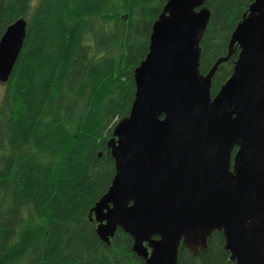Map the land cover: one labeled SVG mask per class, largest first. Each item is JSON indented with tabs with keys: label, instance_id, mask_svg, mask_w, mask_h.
I'll use <instances>...</instances> for the list:
<instances>
[{
	"label": "trees",
	"instance_id": "1",
	"mask_svg": "<svg viewBox=\"0 0 264 264\" xmlns=\"http://www.w3.org/2000/svg\"><path fill=\"white\" fill-rule=\"evenodd\" d=\"M168 0H0V39L20 18L23 48L0 99V264H145L118 229L97 235L91 210L112 185L108 147L135 99V70ZM255 0H206L200 72L226 57ZM239 49L219 65L214 97ZM215 232L205 253L181 247L178 264H234Z\"/></svg>",
	"mask_w": 264,
	"mask_h": 264
},
{
	"label": "water",
	"instance_id": "2",
	"mask_svg": "<svg viewBox=\"0 0 264 264\" xmlns=\"http://www.w3.org/2000/svg\"><path fill=\"white\" fill-rule=\"evenodd\" d=\"M210 18L206 0L167 1L135 70L130 113L108 141L116 173L90 218L106 244L118 229L130 235L145 264H178L181 247L205 253L215 232L232 262L264 264V0L250 5L227 56L204 75L200 44ZM26 35L20 18L1 37V83ZM237 49L213 97L215 73Z\"/></svg>",
	"mask_w": 264,
	"mask_h": 264
},
{
	"label": "flooded vegetation",
	"instance_id": "3",
	"mask_svg": "<svg viewBox=\"0 0 264 264\" xmlns=\"http://www.w3.org/2000/svg\"><path fill=\"white\" fill-rule=\"evenodd\" d=\"M235 53H236V52H235ZM235 53H234V54H235ZM234 54H233V55H234ZM233 55H232V56H233ZM232 56H231V57H232ZM236 151H237V148L235 149V151H234V153H233V156L235 155ZM221 234L223 235V233H221ZM223 236H224V235H223ZM224 239H225V237H224ZM224 244H225V243H224ZM180 249H181V248H180ZM224 249H225V245H224ZM226 251H227V250H226ZM227 252H228V251H227ZM191 253H192V252H191ZM228 253H229V252H228ZM198 255H199V254H198ZM229 260L231 261V255H230V253H229ZM231 262H232V261H231ZM233 263H234V264H237L236 262H233Z\"/></svg>",
	"mask_w": 264,
	"mask_h": 264
},
{
	"label": "rangeland",
	"instance_id": "4",
	"mask_svg": "<svg viewBox=\"0 0 264 264\" xmlns=\"http://www.w3.org/2000/svg\"><path fill=\"white\" fill-rule=\"evenodd\" d=\"M3 91H4V87L2 86V84L0 82V99L2 97Z\"/></svg>",
	"mask_w": 264,
	"mask_h": 264
}]
</instances>
